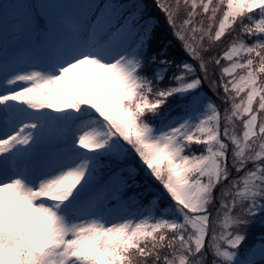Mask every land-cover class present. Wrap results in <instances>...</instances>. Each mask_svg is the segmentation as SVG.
Masks as SVG:
<instances>
[{"label":"snow or ice","instance_id":"6c2138e0","mask_svg":"<svg viewBox=\"0 0 264 264\" xmlns=\"http://www.w3.org/2000/svg\"><path fill=\"white\" fill-rule=\"evenodd\" d=\"M154 6L0 0V264H264V0Z\"/></svg>","mask_w":264,"mask_h":264},{"label":"trees","instance_id":"16d2710c","mask_svg":"<svg viewBox=\"0 0 264 264\" xmlns=\"http://www.w3.org/2000/svg\"><path fill=\"white\" fill-rule=\"evenodd\" d=\"M146 4L148 5L149 11L153 13V15L158 16L160 18V22L158 25L159 31L163 34H167V43L164 44V47L171 48L173 47V37L168 32V25L164 22L162 14L159 12V10L154 6V0H146ZM253 11H258V6L254 7ZM155 40V36L153 38ZM155 47L153 43L150 42V50H152ZM176 48L178 49L179 46L176 45ZM163 51V48L160 49ZM182 52V50H179ZM132 193L130 192L129 195Z\"/></svg>","mask_w":264,"mask_h":264}]
</instances>
